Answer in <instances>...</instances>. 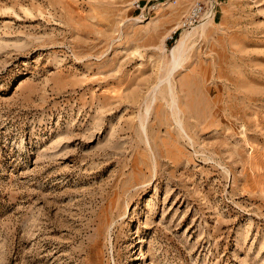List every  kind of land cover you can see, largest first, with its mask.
Returning a JSON list of instances; mask_svg holds the SVG:
<instances>
[{"label":"rangeland","instance_id":"374dc122","mask_svg":"<svg viewBox=\"0 0 264 264\" xmlns=\"http://www.w3.org/2000/svg\"><path fill=\"white\" fill-rule=\"evenodd\" d=\"M139 1L0 0V264H264V0Z\"/></svg>","mask_w":264,"mask_h":264},{"label":"built area","instance_id":"2783aa9c","mask_svg":"<svg viewBox=\"0 0 264 264\" xmlns=\"http://www.w3.org/2000/svg\"><path fill=\"white\" fill-rule=\"evenodd\" d=\"M136 3V9L139 11L138 17L143 20L151 18L160 7L169 4L175 5L179 0H145ZM186 2L187 11L183 15L180 23L181 30H190L207 21L214 20L216 17L219 2L218 0H182Z\"/></svg>","mask_w":264,"mask_h":264},{"label":"bare ground","instance_id":"6f19581e","mask_svg":"<svg viewBox=\"0 0 264 264\" xmlns=\"http://www.w3.org/2000/svg\"><path fill=\"white\" fill-rule=\"evenodd\" d=\"M138 21L142 22L141 20L137 19ZM203 24V23H202ZM201 25V24H200ZM206 25H202L201 27H205ZM199 27V26H198ZM198 27H194L192 30H195ZM190 30H185L182 32L186 33ZM188 39V35L184 34L181 38H179L176 48L172 50V59H173V65L176 66L177 62L181 59V57L185 54V49H186V41Z\"/></svg>","mask_w":264,"mask_h":264}]
</instances>
